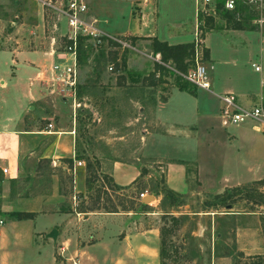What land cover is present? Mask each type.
Masks as SVG:
<instances>
[{
	"label": "crops",
	"instance_id": "crops-1",
	"mask_svg": "<svg viewBox=\"0 0 264 264\" xmlns=\"http://www.w3.org/2000/svg\"><path fill=\"white\" fill-rule=\"evenodd\" d=\"M83 1L96 28L111 37L155 39L169 46L193 43L197 26L193 0H155L140 13L132 12V0ZM14 43V48L0 49V74L5 75L4 79L0 76V169L6 170L4 175L0 173V214L5 216H0V264H70L73 257H77V264H162L159 229L140 228V223L137 227L132 219L135 213L129 210L60 211L44 194L10 196L8 184L24 172L26 162L46 161L50 166L54 162L56 167L74 158L78 136L71 121L75 110L72 103L80 105L75 96L80 99L89 88H79L77 78L74 98L58 85L49 93L46 84L37 78L43 75L48 80L49 66L63 64L67 55L51 48H19L18 40ZM201 48L207 51L203 62L209 91L194 89L191 95L174 87L142 86L136 88L140 90L136 97L130 87L113 84L104 90L108 100L119 96L126 110L130 104H137L141 118V129L135 135L118 136L115 141L108 138L106 143L95 137L91 149L84 150L86 156L98 161L99 170L112 184L129 189L134 186L132 182L149 178L151 168L143 162H153L155 168L161 166L166 189L178 195H219L264 180V150L259 138L263 135L255 122L223 126L219 116L221 95L233 94L239 105L251 107L264 92V24L249 30H211L204 33ZM255 67H259L258 72ZM3 106L7 113H3ZM198 123L205 127L202 134L209 147L219 142L230 146L221 155L205 152L209 165L205 166L203 180L194 158L169 155L177 150L190 154L196 151ZM188 126L195 136L185 131ZM151 147L157 151L155 154H148ZM83 166L75 169L74 193H78V171ZM141 169L146 174L140 178ZM11 212L33 216L15 220L8 217ZM48 214L59 216V226H37V219ZM51 227L56 231L54 240L46 237ZM210 237L211 264H232L230 255L217 254L227 246L244 257L264 256V219L257 210L217 215L211 220ZM59 247L63 249L60 256Z\"/></svg>",
	"mask_w": 264,
	"mask_h": 264
},
{
	"label": "rangeland",
	"instance_id": "rangeland-1",
	"mask_svg": "<svg viewBox=\"0 0 264 264\" xmlns=\"http://www.w3.org/2000/svg\"><path fill=\"white\" fill-rule=\"evenodd\" d=\"M45 1H49L55 8L61 1L64 3V0H0V49L14 48L17 46L14 42L18 40L19 48H48V50L51 48L57 53L64 52L65 38L62 37L65 34L64 19L55 11L42 5ZM239 5L242 6V3ZM262 9L264 17V0ZM255 14V12L246 14V18L253 19V24L256 20ZM222 20L217 12L214 20L217 27L223 25ZM249 24L248 21L247 25ZM124 40L128 47L112 48L104 45L98 48L88 42H83L86 47L83 48L84 55L77 62L78 82L80 83L78 87L86 85L89 88L87 92L81 93L80 99L75 96V101H79L80 105L79 108H75L74 116H71L78 136L74 152L84 162V166L79 168L81 171H78L76 187L78 193H74L72 177L64 170L71 166L66 160L56 167L50 166L46 161H38L26 162L24 172L8 184L10 196L26 194L35 197L38 194H44L58 210L74 209L78 213L91 208L94 203L97 207L107 209L115 207L118 212H122V209L129 210V213H135L132 219L136 225L141 224L140 228L154 226L162 231V264H211L209 250L212 218L223 213L257 210L260 217L264 219V180L239 189L226 190L219 194L218 198H215V195L201 194L194 197L179 195L178 199H171L166 197L162 190L165 185L161 166L155 168L153 162H143L151 168L149 173L152 175L149 178L138 181L129 189L109 190L104 181V177L105 179L108 177L99 170L98 161L94 157L86 156L84 150L91 149V143H94L95 137H99L106 143L108 138L109 141H115L114 139L118 136L135 135L141 129V118L136 111L137 104H130V109L126 110L119 96H114L115 100H108L109 96L104 94V90L115 84L117 77H121L118 83L121 86L133 88L132 95L137 97L140 90L136 88L140 89L144 85L142 79H147L146 76L154 70L153 56L148 49V42L143 39L133 43L127 39ZM200 57L203 61L201 49ZM112 58H115V63ZM120 59L124 60L123 66L120 64ZM108 68L111 70L108 71ZM132 74H137L138 77ZM0 76L4 79L5 75L0 74ZM174 77L178 76L164 71L161 77L164 83L155 88L173 87ZM41 83L46 82L43 80ZM110 99L113 97L111 96ZM2 111L7 113L5 106L2 107ZM123 122L125 125L122 124ZM196 128L197 133L200 131L199 135H196L198 140L196 151L190 154L187 150H177L170 152L169 155L176 159L189 157L191 160L194 158L200 165L199 175L203 180L205 172L207 173L205 166L209 165L205 152L207 150L216 151L221 155L226 149H230V146L228 147L226 142H219L211 143L209 147L207 138L202 134L205 127H200L198 123ZM193 130L191 126L185 128V131L190 134H194ZM261 135L263 136H259L262 139L260 146L264 150V134L261 133ZM156 152L155 148L151 147L148 154ZM193 162L197 165V162ZM85 163H88L89 168L85 167ZM171 173L175 174L174 171ZM202 185L207 188L203 183ZM140 192H146V195L153 197V201L140 206V201L137 200ZM72 197L75 199L72 200ZM172 203H180V205L172 206ZM203 213L214 215L203 216ZM0 216L5 217L3 214ZM36 223L40 228H48L59 226L60 220L59 216L48 214L39 217ZM52 229L53 227L50 230ZM220 251L222 253L217 254L231 256L232 264L233 262L235 264L252 262L264 264V256L238 258L231 246L220 249ZM255 257H261L262 260L254 259Z\"/></svg>",
	"mask_w": 264,
	"mask_h": 264
},
{
	"label": "built area",
	"instance_id": "built-area-1",
	"mask_svg": "<svg viewBox=\"0 0 264 264\" xmlns=\"http://www.w3.org/2000/svg\"><path fill=\"white\" fill-rule=\"evenodd\" d=\"M196 5V17H211L216 18L218 6H221L224 11L234 12L237 6L242 3L250 7H254L258 12V18L254 21L255 25L261 26L264 24V17L262 15L263 0H193ZM155 0H132V12L140 13L141 8L149 5ZM46 8L55 11L59 16L64 19L65 42H69L68 46L64 47V54L67 55V61L63 64L52 63L48 68V80L43 79V75L38 77L39 82L45 80L46 88L49 93H53L54 88L58 85L63 89H67L74 98L75 87L77 85L78 71L76 62V43L77 39L81 38L85 42L90 43L93 47L106 45L108 42L117 45V47H128L126 41L121 38L111 37L100 32L96 28V21L87 16V6L83 0H64L61 1L58 7L51 5L49 1L42 3ZM201 23V22H200ZM197 26L194 30L193 38V55L192 66L184 74L177 72L168 64H163L159 61V56L153 55L152 60L159 66L163 67L168 72L174 73L180 79L191 85L196 90L209 91L210 82L205 70L204 62L201 61L200 49L202 44V32ZM204 35V34H203ZM202 55V49H201ZM111 68H108L110 71ZM255 71H259V67H255ZM157 74L154 78H157ZM264 89V81L261 83ZM222 108L220 111V118L223 126L233 125L238 126L244 124L248 120L255 122V128L264 134V92L257 98L256 103L251 107H242L237 103V98L233 94H224L220 96ZM74 101V100H73ZM72 101V102H73ZM73 110L79 108V105L72 103ZM49 128L50 125L48 124ZM54 167V162L51 163ZM83 166V162L71 159V167L67 168V174L72 177L75 174V169ZM0 173L4 175L5 169H0ZM146 192L138 194V201L146 197ZM75 198L72 197V200ZM1 225V221H0ZM59 256L63 253V249L58 248ZM70 264H77V257L69 259Z\"/></svg>",
	"mask_w": 264,
	"mask_h": 264
},
{
	"label": "trees",
	"instance_id": "trees-1",
	"mask_svg": "<svg viewBox=\"0 0 264 264\" xmlns=\"http://www.w3.org/2000/svg\"><path fill=\"white\" fill-rule=\"evenodd\" d=\"M255 12V16L254 18H257L258 16V12L255 10L254 7H250L248 5L242 4V6L238 5L236 10L234 12H227L224 11L222 9L221 6H218V13L221 16V18L223 19V25L221 27H217L215 22H214V18L211 17H201V16H197V23L199 24L198 27L202 32V37L204 36V33H208L211 30H218V29H235V30H249V29H253L255 28L257 25H254L252 23L251 18L248 19L246 18L247 15L246 14H250L252 12ZM249 21V25L248 24ZM201 22V23H200ZM246 24V26H245ZM141 38H127V40H129L131 43H133L136 40H139ZM144 41L148 42V49L150 51V53L153 55H158L159 56V61L163 64H168V66H171L172 68H174V70H176L179 73L184 74L189 68H191L192 66V55H193V44H178V45H172L169 46L164 42H158L155 39H143ZM84 40L81 38L77 39V43H76V62H79V58L84 55V49L86 48L84 47L83 44ZM69 42H65V46H68ZM106 45L110 46V47H116L117 45L113 44V43H107ZM86 46V45H85ZM98 48L104 47V45H100L97 46ZM202 49V48H201ZM202 57L205 60L207 57V51L205 49H202ZM112 61H114L115 63V58H112ZM123 59H120V64L121 66H123L124 62ZM164 71L165 73H167V71L159 66L154 64V70L152 71V73L148 74L146 76L147 79H142L144 82L143 87H147V88H152V87H156L157 85L163 84L164 82L161 81V77L164 75ZM155 73H158L157 78H154ZM132 76L138 77L137 74H132ZM121 79V77H117L116 79V86H121L118 83V80ZM174 88H176L178 91L181 92H186L188 94L193 95L194 93V88L189 85L188 83H186L185 81H183L182 79L178 78V77H174ZM74 160L76 161H83L81 158H78L77 155H74ZM68 165L70 166V160L67 161ZM71 167V166H70ZM85 167L89 168L88 163H85ZM69 168V167H68ZM146 174V171L144 169H141L140 171V178L142 176H144ZM104 181H106V185L108 186V189L111 191H121L124 190L126 188H121L118 187L114 184L111 183V181L109 179H105L104 177ZM139 180H136L134 182H132V185H136L137 182ZM232 189H239V188H232ZM163 193L166 197L168 198H175L178 199L180 196L168 189H166V187H164L163 189ZM229 190V189H227ZM226 191V190H225ZM224 191V192H225ZM141 193V192H140ZM220 197V195H215V198ZM140 206H145V204H142L141 202L139 203ZM172 206H179L180 203H172ZM60 211H65V210H60ZM94 211H99V212H104V213H117L118 211L115 209V207H110L109 209L105 208V207H97L94 203V206H92L91 208L85 209V211H79V213H87V212H94ZM122 211H126V209H122ZM33 214L32 213H24V212H11L8 213V217L15 219V220H22V219H30L32 218ZM162 231H159V235H160V256H161V252H162V243H163V239H162ZM236 256L238 258H244L243 254L241 253H236ZM254 259L257 260H262L261 257H255ZM233 264H235L233 262ZM249 264H260L258 262H252Z\"/></svg>",
	"mask_w": 264,
	"mask_h": 264
},
{
	"label": "water",
	"instance_id": "water-1",
	"mask_svg": "<svg viewBox=\"0 0 264 264\" xmlns=\"http://www.w3.org/2000/svg\"><path fill=\"white\" fill-rule=\"evenodd\" d=\"M149 201H153V197L147 195L144 199H142L140 202L142 204H147ZM47 238H50L52 240L55 239L56 237V231L55 230H51L47 235H46Z\"/></svg>",
	"mask_w": 264,
	"mask_h": 264
}]
</instances>
